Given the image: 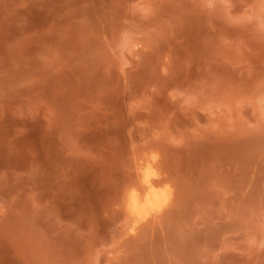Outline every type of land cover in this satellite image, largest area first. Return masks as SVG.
<instances>
[{"label": "rangeland", "instance_id": "1", "mask_svg": "<svg viewBox=\"0 0 264 264\" xmlns=\"http://www.w3.org/2000/svg\"><path fill=\"white\" fill-rule=\"evenodd\" d=\"M0 264H264V0H0Z\"/></svg>", "mask_w": 264, "mask_h": 264}, {"label": "bare ground", "instance_id": "2", "mask_svg": "<svg viewBox=\"0 0 264 264\" xmlns=\"http://www.w3.org/2000/svg\"><path fill=\"white\" fill-rule=\"evenodd\" d=\"M145 160L143 159L139 166V170L142 173L141 186L131 188L127 196V211L135 216L147 210V213H149V209L161 204L169 195V187L164 188L162 186L163 188H161V185H158L159 181L155 179L153 164L149 159Z\"/></svg>", "mask_w": 264, "mask_h": 264}]
</instances>
